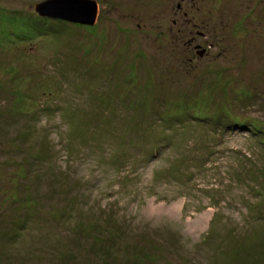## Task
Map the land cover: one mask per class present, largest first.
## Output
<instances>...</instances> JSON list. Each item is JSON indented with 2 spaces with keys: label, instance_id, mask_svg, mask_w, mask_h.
Here are the masks:
<instances>
[{
  "label": "rangeland",
  "instance_id": "374dc122",
  "mask_svg": "<svg viewBox=\"0 0 264 264\" xmlns=\"http://www.w3.org/2000/svg\"><path fill=\"white\" fill-rule=\"evenodd\" d=\"M46 1L0 0V264H264V0Z\"/></svg>",
  "mask_w": 264,
  "mask_h": 264
},
{
  "label": "water",
  "instance_id": "95a60500",
  "mask_svg": "<svg viewBox=\"0 0 264 264\" xmlns=\"http://www.w3.org/2000/svg\"><path fill=\"white\" fill-rule=\"evenodd\" d=\"M35 12L40 17L92 27L97 21L98 7L91 0H48L38 4Z\"/></svg>",
  "mask_w": 264,
  "mask_h": 264
},
{
  "label": "flooded vegetation",
  "instance_id": "af4514ba",
  "mask_svg": "<svg viewBox=\"0 0 264 264\" xmlns=\"http://www.w3.org/2000/svg\"><path fill=\"white\" fill-rule=\"evenodd\" d=\"M195 28L199 29V25H195ZM180 34V33H179ZM190 38L188 40H186L183 43V47L185 48V50H206L205 51V56H207V53L209 50H213L215 48L216 45V41H212V43L209 44L208 48L205 49L204 46L206 45V42H210L209 38H206L205 34H198V35H194V32H189L188 33ZM204 56V57H205Z\"/></svg>",
  "mask_w": 264,
  "mask_h": 264
}]
</instances>
